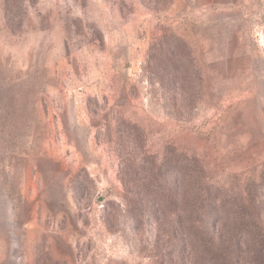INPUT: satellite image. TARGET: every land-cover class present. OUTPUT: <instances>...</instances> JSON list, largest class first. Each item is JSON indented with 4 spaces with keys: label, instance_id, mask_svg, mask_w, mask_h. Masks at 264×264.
<instances>
[{
    "label": "rangeland",
    "instance_id": "obj_1",
    "mask_svg": "<svg viewBox=\"0 0 264 264\" xmlns=\"http://www.w3.org/2000/svg\"><path fill=\"white\" fill-rule=\"evenodd\" d=\"M174 152L264 223V0H0V264H203L144 194Z\"/></svg>",
    "mask_w": 264,
    "mask_h": 264
},
{
    "label": "trees",
    "instance_id": "obj_2",
    "mask_svg": "<svg viewBox=\"0 0 264 264\" xmlns=\"http://www.w3.org/2000/svg\"><path fill=\"white\" fill-rule=\"evenodd\" d=\"M157 1L165 4L171 0ZM128 144L120 178L132 202V197H139L138 176L144 170L145 152L139 144ZM165 161L168 168L156 159L148 166L150 187L144 194L155 210L171 213L183 225L179 231L187 238L183 249L202 256L203 264H264V223L250 206L254 205L253 201L239 202L227 188L210 182L194 156L182 157L174 152ZM220 221L228 227L226 243L216 241L204 230L207 225ZM240 251L245 259L240 258Z\"/></svg>",
    "mask_w": 264,
    "mask_h": 264
}]
</instances>
